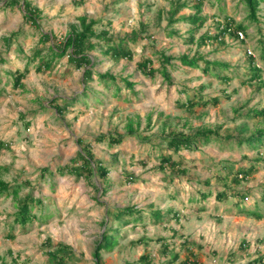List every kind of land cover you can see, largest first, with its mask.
<instances>
[{"label":"rangeland","instance_id":"374dc122","mask_svg":"<svg viewBox=\"0 0 264 264\" xmlns=\"http://www.w3.org/2000/svg\"><path fill=\"white\" fill-rule=\"evenodd\" d=\"M29 1L39 11V27L27 22L19 7L0 6V177L12 184L17 179L22 185L18 196H0V264H98L94 255L98 239L108 231L116 242L99 251L102 264H181L186 256L184 245L194 253L190 260L196 258L200 264H248L263 254L264 218L244 215L240 209L255 208L257 201L264 211V150L213 139L195 150L172 153L159 136L170 130L193 134L210 128L222 138L236 131L239 138H247L264 127L263 119L244 115L264 107V86L256 91L258 81L241 83L249 74L248 56L254 58L264 81L260 54L264 0L255 21L247 19L242 0ZM200 1L199 14L206 21L190 42V24L180 20L169 24V17L177 4L184 5L174 18L193 14V4ZM218 14L246 24L244 37L225 34L222 42L200 44L202 34H216L222 19ZM82 16L97 21V32L105 30L115 39L138 34L128 43L132 59H113L99 49L90 52L94 73L87 82L82 80L83 69L68 63L66 56L50 70H36L37 59H29L32 49L49 44L39 41L41 31L62 40L80 28ZM171 30L177 33L171 35ZM161 52L175 58L202 55L205 60L227 63L229 67L214 70L231 79L225 82L213 71H203L202 60L199 68L172 61L170 82L159 72L154 77L144 75L138 63L149 59L148 66L159 68ZM26 67L22 85L13 86L12 73ZM104 72L118 77L119 93L98 83L95 73ZM120 77L135 83V94ZM85 88L90 90L83 97ZM196 92L220 96V101L192 111L177 105ZM72 97L80 99L65 106L64 99ZM63 106L65 109L57 111ZM129 122L135 134L128 132ZM101 134H120L123 139L109 146L107 139H96ZM86 144L94 158L109 169L105 181L95 163L90 181L63 168L79 166L71 159L79 151L85 152ZM170 152L181 162L183 173L167 166L158 169L159 154ZM250 164H255V171L234 183V170ZM44 167L53 174L45 172L41 178ZM25 180L30 184H24ZM198 190L210 194L201 200ZM222 190L228 197L216 200V193ZM233 190L247 193L240 206L233 203L235 195H229ZM29 191L42 202L31 209L37 218L22 227L14 222L13 214ZM125 206L138 209L141 219L117 222L114 214ZM170 209L179 212V220ZM154 210L169 220L154 222ZM10 233L12 238L7 236ZM61 245L69 246L70 252ZM175 254L178 257L172 260ZM61 255L65 257L60 262Z\"/></svg>","mask_w":264,"mask_h":264},{"label":"trees","instance_id":"16d2710c","mask_svg":"<svg viewBox=\"0 0 264 264\" xmlns=\"http://www.w3.org/2000/svg\"><path fill=\"white\" fill-rule=\"evenodd\" d=\"M247 8V19L255 21L257 19V10L260 2L262 0H242ZM0 3H2L0 6L5 9L7 7L13 8L15 6L19 7L21 12L23 13V16L25 17V20L29 22L30 24L34 25L35 27H39V11L38 9L34 8L31 5V2L29 0H0ZM184 5V4H183ZM182 4H177L171 11L170 17H169V24L173 23L174 21H186L188 24H190L191 29L188 31V41L194 42V33L199 30L204 22L206 21V17L200 15L201 11V5L202 1L199 3L193 4V7L195 8V12L193 14L183 16L182 18H174V15L177 13L180 7L183 6ZM218 16H220L218 14ZM222 19L217 22V32L213 36H208L207 34H202L199 37V43H204L208 40L210 41H220L223 40V35L227 34L230 36H236L238 32L244 33L247 28V25L243 22L236 23L234 21V18L232 16H229L227 14H224L223 16H220ZM97 23L95 20H89L87 21L85 16L80 17V28L78 30H74L66 34L62 40H57L56 36L52 33L43 32L41 31L39 41L45 45V43L49 42L47 46H43L42 48H33L31 55L29 56L30 60H36L38 61L36 65V70L38 71H44V70H50L53 65L59 61L63 57H67L68 63L72 64L75 68H82V80L87 82L91 81L93 79V67L94 63L92 62L90 52L99 49L102 54L108 55L113 59H132L133 52L131 48L129 47V42H134L139 36L136 33H133L132 36H128L125 38H118L115 39L113 36H110L107 34V31L100 30L96 31L94 28V25ZM177 31L171 30V35L176 34ZM239 35V34H238ZM242 38V37H241ZM10 40V38H9ZM262 45V51H261V57L264 58V46ZM249 57V64H250V70L247 78L245 80H242V84H249L254 81H258L259 84L255 87L256 91H258L261 87L264 86V81H262V71L261 69L254 63V58L251 56ZM174 60H177L181 65L184 66H192V67H200L198 64L199 60H202L203 71H213L214 75L218 77V79L222 81H229L231 79V76L228 74H222L219 72H215L214 69L217 67H220L222 69H225L229 67V64L223 63V62H212L209 60H205L204 56L197 55L196 57H189L188 54H183L177 58L165 55L163 52L160 53V67L159 68H151L148 66L150 64L149 59H145L143 61H140L138 63V68L140 71L148 76V77H154L156 72H159L163 80L166 82L171 81V75L169 68H173L175 64L172 62ZM264 60V59H263ZM169 67V68H168ZM28 72V68H24L21 70H15L12 73V79H13V86L19 87L22 85L21 80L25 76V74ZM96 79L98 83H100L102 86L109 88L112 87L115 90V93L120 91V87L117 85V76L114 74L104 72V73H95ZM123 81L124 85L128 88V90L135 94L134 92V85L135 83L130 81L127 77H120ZM87 86V84H85ZM89 87V86H88ZM86 90L83 93V97H85L88 94L87 90H90V88H85ZM225 97L229 98L230 95L226 94ZM79 97H72L68 99H64V105L73 103V101L79 100ZM220 101V96H203L200 93H194L192 96L187 97L185 100L178 101L177 105L181 108H185L188 111H192L195 107H205V106H216L218 105ZM64 107V106H63ZM61 109L57 107V111L61 112ZM248 118L252 119H263L264 120V107L261 109H250L247 111V113L244 114ZM243 115V116H244ZM128 132L130 134H135V130L133 128V124L131 122L128 123ZM160 139L165 142L166 148L170 149L172 153L178 152L181 149L186 150H195L199 145L207 144L213 139H220L224 141H236L239 145L242 143L247 144L250 148H258L261 147L264 150V127L262 128H256L253 132H251L247 138H239V133L236 131L230 135L224 136V138L221 137V135L218 133L215 129L206 128L200 131H196L193 134H185L181 131L176 130H170L168 133L161 134ZM98 141H102L104 139H107V143L109 146H112L114 144H118L121 142L123 137L120 134H117L113 136L112 134H101L96 137ZM0 142V147H1ZM85 152L79 151L74 158L71 159V162L77 163L79 162V166H64L63 168H66L69 172L75 173L77 177H84L86 180L90 181L93 171L92 163H95L96 169L98 172V175L101 179L104 181L107 179V174L109 172V169L107 166L103 165L100 160L94 158L93 152L90 150L89 145H84ZM172 153H161L159 154V166L158 169L164 170L166 166L170 168L171 171H177L179 173H183L185 171L184 168L181 167V162L177 161L172 158ZM59 169V168H58ZM255 164H250L247 168H238L237 170H234L232 181L236 184L240 183L242 180L248 178L253 171H255ZM61 170V168H60ZM41 178H43V175L45 172H51L47 167H44L41 169ZM130 174V173H129ZM131 177V176H130ZM130 179H133L132 177ZM24 184H30V182L26 181ZM22 185L17 182V179L14 180V184H12L9 181H5L0 177V196L8 197V196H18L19 191L21 190ZM94 188L97 190L98 187L94 185ZM106 189H103L105 191ZM200 193L201 200L206 199L208 194L210 192H203L201 190H198ZM229 195H235V201L233 202L236 206H240V203H242L245 199H247V193L246 192H240L238 190H233ZM216 200L221 201L225 197H228L227 191L222 190L218 191L215 195ZM261 199L264 201V189L261 193ZM223 201V200H222ZM41 199L34 197L29 191L27 194L24 195L22 198L21 204L18 208V210L13 214L14 215V222L18 223L22 227H25L27 223L32 222L34 219L37 218L36 214H34L31 209L34 206V204H41ZM255 208L248 209V208H241L240 211L244 213V215L252 216L255 219H262L264 218V211L260 206V203L255 201L254 204ZM204 209L203 207H199L198 210ZM169 212H172V217L175 220H179V212L170 209ZM162 212L160 210H154L152 212V217L154 222H162L165 220H169V216L162 215ZM133 217L134 220L141 219V214L138 209H136L134 206H125L122 211H117L114 214V218L117 222L125 223L129 222ZM114 232H117L115 230ZM9 238H12V234L7 235ZM116 240H114V237L108 232H104L101 234L100 238L98 239L96 251L94 253L95 255V261L98 264H102L101 256L99 254V251L101 249H110L113 247ZM243 246H246L245 242H242ZM62 249L69 250L70 247L66 245H61ZM186 256L181 261V264H200L196 258L191 259V256L194 255L193 251L185 246ZM56 252H54L55 254ZM65 255H61V257H58V261H63ZM144 257V256H142ZM177 255H173V259H177ZM264 253L261 255H258L256 258L251 260L248 264H264Z\"/></svg>","mask_w":264,"mask_h":264},{"label":"built area","instance_id":"2783aa9c","mask_svg":"<svg viewBox=\"0 0 264 264\" xmlns=\"http://www.w3.org/2000/svg\"><path fill=\"white\" fill-rule=\"evenodd\" d=\"M238 34L240 35V37H243V33L242 32H238Z\"/></svg>","mask_w":264,"mask_h":264},{"label":"clouds","instance_id":"9594fccd","mask_svg":"<svg viewBox=\"0 0 264 264\" xmlns=\"http://www.w3.org/2000/svg\"><path fill=\"white\" fill-rule=\"evenodd\" d=\"M241 38V37H240Z\"/></svg>","mask_w":264,"mask_h":264}]
</instances>
